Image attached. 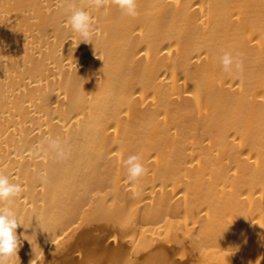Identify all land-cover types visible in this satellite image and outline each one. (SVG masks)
I'll return each instance as SVG.
<instances>
[{"label":"bare ground","instance_id":"obj_1","mask_svg":"<svg viewBox=\"0 0 264 264\" xmlns=\"http://www.w3.org/2000/svg\"><path fill=\"white\" fill-rule=\"evenodd\" d=\"M137 11L0 0V173L24 188L0 202L20 222L7 264H264V0Z\"/></svg>","mask_w":264,"mask_h":264},{"label":"clouds","instance_id":"obj_2","mask_svg":"<svg viewBox=\"0 0 264 264\" xmlns=\"http://www.w3.org/2000/svg\"><path fill=\"white\" fill-rule=\"evenodd\" d=\"M96 8H101L105 0H92ZM116 5L121 11L128 16L136 17L137 0H115ZM68 23L73 32L79 34L80 42L89 43L93 35V20L91 15L82 8H73ZM243 54L238 53L235 56L225 53L222 57L224 71L231 72L233 68L237 71L243 69ZM49 144L53 149L57 150V154L64 156V151L60 147L59 140L49 138ZM124 164L127 166L129 180L134 181L148 174V169L140 163L138 155H130ZM24 188L19 183L10 182L9 178L0 173V202L8 201L9 203L19 197ZM20 222L17 219V213L9 207H0V264H7L13 255H17L20 246V239L17 235V228Z\"/></svg>","mask_w":264,"mask_h":264}]
</instances>
